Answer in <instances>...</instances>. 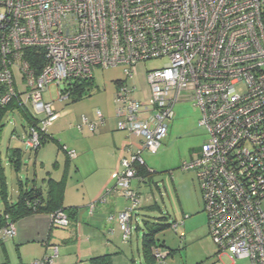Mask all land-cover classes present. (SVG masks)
<instances>
[{"label":"built area","instance_id":"built-area-1","mask_svg":"<svg viewBox=\"0 0 264 264\" xmlns=\"http://www.w3.org/2000/svg\"><path fill=\"white\" fill-rule=\"evenodd\" d=\"M151 60L166 63L146 73L147 103L121 84L117 90L115 129L139 144L124 145L130 159L122 155L105 189L131 207L108 219L127 242L140 204L131 188L136 168L167 138L174 106L190 101L207 140L181 169L198 181L208 234L219 254L264 264V0H0V110L14 103L30 116L26 150H38L57 119L53 102L43 100L50 86L67 101L71 86L92 81L97 68L131 77ZM95 117L103 120L99 110ZM81 123L96 130L86 117ZM46 217L52 227L70 224L62 210ZM16 233L14 224L1 225L0 242ZM49 248L30 264H55L58 248ZM153 256L164 264V253Z\"/></svg>","mask_w":264,"mask_h":264},{"label":"rangeland","instance_id":"rangeland-1","mask_svg":"<svg viewBox=\"0 0 264 264\" xmlns=\"http://www.w3.org/2000/svg\"><path fill=\"white\" fill-rule=\"evenodd\" d=\"M165 63L166 61L162 60L139 63L133 68L131 77H125L122 68H97L93 72L90 94L73 103L70 100L60 102L56 88L50 86L44 93L43 100L53 102L57 114V119L47 128V137L55 141H46L36 151L25 149L23 140L26 137V121L19 111H9L2 120L3 128L0 133V168L5 177L8 200L16 201L19 182L24 190H30L34 186L44 189L48 177L59 180L63 176L67 156L61 147L57 146L59 144L65 146L67 152L73 153V158H69L65 176L64 206L81 205L82 201L88 203L87 208L93 205L98 195L113 185L108 182L107 186L105 184L97 196H94L110 168L112 154L109 145L97 140L96 131L91 134L88 128L82 125V118L95 115L98 110L105 111L106 108L109 113L115 110V98L120 84L131 91L133 99L147 103L149 88L146 73L162 68ZM173 114L168 136L160 149L156 153L144 152L142 155L146 166L154 173L148 183L139 186H135V182L131 184V187L138 191L140 207L135 210L132 218L131 234L127 242L122 241L121 234L119 237L117 234L113 239L109 236L111 264H147L141 252L144 220L169 225L156 236V240L165 245L162 250L167 254L172 251L163 261L164 264H249L248 260L233 261L227 255L218 253L217 246L208 234L206 212L201 210L203 199L195 174L181 169L184 163L192 159L193 152L207 140L206 132L197 124L200 118L199 109L192 102L184 101L174 106ZM126 142L134 147L139 144V138L129 136ZM12 149L21 151V165L17 172L8 161V154ZM121 149L122 146L120 151ZM120 151L115 152L117 161L110 175L115 171V167L120 168ZM127 159H130V156ZM92 196L94 197L90 200ZM116 200L118 208L126 210L131 207L130 200L121 196ZM141 207L143 209H140ZM146 207L152 208L145 209ZM2 208L0 199V210ZM81 230L85 231L84 228ZM64 232H67L66 229H53L55 237L64 235ZM87 232L86 230L82 236L79 230V238L81 235L85 239ZM89 244L92 242H84L83 250ZM63 245L59 243V247H56L61 255L64 251L71 254L68 264H89L88 261L75 262L76 256L80 255L78 246L68 248L66 246L72 244ZM40 250L38 244L27 245L21 250V256L12 251L11 260L13 263L17 262L16 264H30L40 254Z\"/></svg>","mask_w":264,"mask_h":264},{"label":"crops","instance_id":"crops-1","mask_svg":"<svg viewBox=\"0 0 264 264\" xmlns=\"http://www.w3.org/2000/svg\"><path fill=\"white\" fill-rule=\"evenodd\" d=\"M100 112L103 115L102 121L98 122L95 115H91L86 118L88 119L89 122L96 124L95 131L98 133V136H96L98 137L97 140L99 142H103L109 145L112 155H110L111 156L110 168L108 169L105 178L102 180L98 188V191L94 194L95 197L97 196V194L100 192V190L103 188L105 184H106L105 186H107L108 182L114 183L113 181H111L110 172L114 169V166L116 164L117 159L115 157V152L120 151V146H122V149L119 155L120 156L123 155L125 158L129 157V153L123 152V147L124 145H127L126 140L129 138L130 135L119 132L115 129V121L113 116L114 110H112V112L109 113L108 109L106 108L105 111L100 110ZM88 132L91 134L94 133L90 131ZM48 140L55 141L51 137H49ZM57 146L60 148L59 144ZM198 151L199 149L193 152L192 157L193 155L197 154ZM115 168L118 169L117 167ZM133 182H135V186L144 184L143 182H140L138 180H135ZM112 188L113 185L111 186L110 189ZM135 188L137 189V187ZM101 193L98 195L99 197L101 196ZM64 195H65V190H64ZM94 196H92L90 200ZM118 196L119 195L117 194L109 192L105 200H101L99 203H96V205L93 206L91 212L87 211L88 203H85L84 201H82L81 205H77V206L76 205L64 206L63 203L64 207H76L79 209V211L76 216L77 219L76 224L74 225L71 224L70 222V225L68 227L62 228V229H66L67 232H64V235L61 234L59 237L54 236L53 233L54 228L48 231V223H47L46 215L39 214L21 219L15 224L16 232H17L16 236L12 240L0 242V264H16L17 262L13 263L11 260L10 254L12 253V251H16L18 255L21 256L20 254L23 247L32 244H38L41 250H40V254L36 256L35 259H33L31 262L42 259L44 256L49 255L51 253L50 248H45L41 243V241L44 240L46 237L48 238L49 244L55 245L57 247H59V243H62V245L72 244L71 246L70 245L66 246L68 248L78 246V248H80V255H78V257L76 256L75 258L76 263H78V261L89 262L90 259L101 255H111V252L109 251L110 248L109 245L111 244L108 243L111 240L110 237H112L113 239L116 238L117 234L118 237L121 234L116 219L113 220L108 219L109 216H115L116 214L123 211L121 207L118 208L117 200H116ZM97 199H95V201ZM82 228H84L85 231H82L81 230ZM79 230L81 231L82 236L84 232H86V230L88 231L87 232L88 235L85 239L81 235L79 238L78 236ZM84 242L87 243L92 242V244H89L88 247L83 250ZM115 254H117V252H115ZM70 255L71 254L69 253L66 254L65 251L63 255L58 253V257L55 259V264H68Z\"/></svg>","mask_w":264,"mask_h":264},{"label":"trees","instance_id":"trees-1","mask_svg":"<svg viewBox=\"0 0 264 264\" xmlns=\"http://www.w3.org/2000/svg\"><path fill=\"white\" fill-rule=\"evenodd\" d=\"M92 83H93L92 81H88V82L86 81V82L73 84L70 88V94H69L68 100H70V102L73 103V102H77L83 99L84 97L88 96L92 89L91 88ZM14 107H15L14 103H11L7 107H4L3 109L0 110V133L3 128L2 120L4 116L9 111H12ZM19 114L26 121L27 125L32 123V120L30 116L27 115V113L23 111H19ZM46 141H48L47 137L44 138L42 145ZM60 147H61V150H63L64 146H60ZM200 150H201V147L199 148L198 152H200ZM8 161L11 167L17 172L20 169V165H21V151L19 149H12L10 153L8 154ZM68 162H69V158L67 156L66 163L64 166V170H63V176L59 180H54L51 177H48L46 179L44 189L37 188L34 186L30 190L29 189L24 190L22 189L21 183L19 182L18 195H17L16 201L12 203L8 201V192H7V187L5 184V177H4V174L2 173V169L0 168V199L2 201V206H3L0 212V226L8 224V223H12L15 225L21 219L34 216V215H39V214L48 215L57 210H62L66 212L70 219L71 224L75 225L77 222L76 216H77L79 209L76 207H64L63 206L64 188H65L64 184H65V176H66V172L68 168ZM136 169L138 173V179H139L138 181L143 182V183H148L151 181L152 174L154 173V171L151 168H148L147 166L145 167L139 166ZM148 169H150L152 172L150 173ZM108 190H111V189H108ZM134 191L138 195V192L136 190ZM108 194L104 190V192L93 203L92 206L96 205V203H99L101 200H105ZM151 208L152 207H146L145 209H151ZM136 209L133 210L132 218L134 217V213ZM140 209H143V208L141 207ZM158 219L161 220L162 218H158ZM47 223H48V231L51 230L52 228H58V227H52L48 219H47ZM143 223H144L143 224L144 229L142 230L143 232L141 236L142 257L147 264H157V261L155 257L153 256V251L155 249L164 253L166 256L165 259L167 258V256H169L172 253V251H170L171 253L169 252L167 254L165 250H162V248H165L164 243H161L158 240H156L157 234L163 231L169 225L159 223V221L153 222L152 220H144ZM41 243L45 248H49V246L50 247L55 246V245L49 244L47 237L44 240H42ZM89 264H111V255H101V256L94 257L89 260Z\"/></svg>","mask_w":264,"mask_h":264}]
</instances>
